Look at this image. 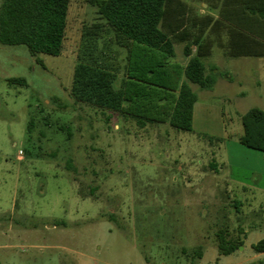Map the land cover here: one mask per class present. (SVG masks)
I'll list each match as a JSON object with an SVG mask.
<instances>
[{"label": "rangeland", "instance_id": "rangeland-1", "mask_svg": "<svg viewBox=\"0 0 264 264\" xmlns=\"http://www.w3.org/2000/svg\"><path fill=\"white\" fill-rule=\"evenodd\" d=\"M259 4L174 0L171 27L190 36H173V61L184 65V45L199 35L214 81L189 84L193 132L139 129L70 95L81 33L98 19L87 0H69L58 56L0 45V264H264L250 246L264 240V177L228 167L215 140L199 135L232 140L242 115L264 110ZM233 31L261 55L232 57Z\"/></svg>", "mask_w": 264, "mask_h": 264}, {"label": "trees", "instance_id": "trees-1", "mask_svg": "<svg viewBox=\"0 0 264 264\" xmlns=\"http://www.w3.org/2000/svg\"><path fill=\"white\" fill-rule=\"evenodd\" d=\"M87 2L98 19L81 33L70 95L77 102L133 120L139 129L166 123L178 131H191L197 96L189 84L208 90L214 81L202 62L208 50L199 35L184 45L186 57L196 46V54L186 65L173 61V36L178 34L183 41L190 36L181 26L171 27L174 0ZM258 8L264 13V0ZM68 9L69 0H2L0 45L25 46L32 56H58L65 41ZM239 55L261 54L252 50ZM7 81L25 83L23 78ZM240 119L238 142L264 153V110L250 109ZM252 249L264 253V240Z\"/></svg>", "mask_w": 264, "mask_h": 264}, {"label": "crops", "instance_id": "crops-1", "mask_svg": "<svg viewBox=\"0 0 264 264\" xmlns=\"http://www.w3.org/2000/svg\"><path fill=\"white\" fill-rule=\"evenodd\" d=\"M238 25L241 26V22H240V18H236ZM239 31H233L231 33V38H230V51H231V56L234 58H241L243 55H239L238 54H243L242 53V47L243 44L247 45V49H244V51H252L255 49H252L253 47H255V42H251L250 37L246 36L245 39L243 38V36H241V34H238ZM208 50V47H205V51ZM193 52L196 53L195 48L192 46L190 49V56L187 57V61L190 57L194 56ZM187 61H185L184 65H186ZM198 101V99H197ZM197 101L194 103L193 108H192V125L194 124V117H195V105L197 103ZM133 121V120H131ZM134 122V121H133ZM135 123V122H134ZM158 124V123H155ZM155 124H148V125H155ZM147 125V126H148ZM146 126V127H147ZM145 128V127H144ZM143 128V129H144ZM192 131V130H191ZM190 132V131H189ZM193 132V131H192ZM242 133V132H241ZM234 134V139L231 140L228 139V134H226V132L224 134H215V133H202L199 135L202 136H206L208 139L210 140H215L216 143V149L220 151V149L222 150V152L224 153V161L225 164H228V167L232 168V167H236V169L238 170H242V171H246L250 170V174L252 176H256V179L258 180L261 177H264V153L256 151V150H252L249 149L247 147H245L244 145L240 144L238 142V138L240 136V134ZM222 160V159H221ZM214 167V168H213ZM216 164L215 163H211L209 164V168L211 170H216ZM252 169H249L251 168ZM236 187H239L240 190L244 191L246 185L242 182V181H238L236 182ZM262 191H264V189H262ZM236 204H238V202L236 201ZM238 206V205H237ZM237 208V207H236ZM240 234L242 236H244L243 238L246 239V237L248 236V234L250 233L249 230H243L240 229ZM251 244L250 246L252 247ZM259 255H264V253H258Z\"/></svg>", "mask_w": 264, "mask_h": 264}]
</instances>
